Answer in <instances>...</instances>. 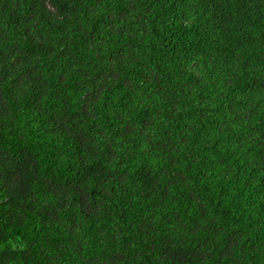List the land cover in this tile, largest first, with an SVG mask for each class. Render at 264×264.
<instances>
[{
  "label": "trees",
  "instance_id": "1",
  "mask_svg": "<svg viewBox=\"0 0 264 264\" xmlns=\"http://www.w3.org/2000/svg\"><path fill=\"white\" fill-rule=\"evenodd\" d=\"M0 264H264V0H0Z\"/></svg>",
  "mask_w": 264,
  "mask_h": 264
}]
</instances>
